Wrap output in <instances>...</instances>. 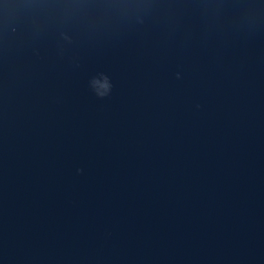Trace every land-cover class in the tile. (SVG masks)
<instances>
[{
	"label": "water",
	"instance_id": "95a60500",
	"mask_svg": "<svg viewBox=\"0 0 264 264\" xmlns=\"http://www.w3.org/2000/svg\"><path fill=\"white\" fill-rule=\"evenodd\" d=\"M0 264H264V0H0Z\"/></svg>",
	"mask_w": 264,
	"mask_h": 264
}]
</instances>
